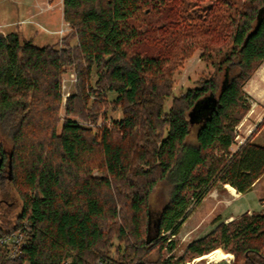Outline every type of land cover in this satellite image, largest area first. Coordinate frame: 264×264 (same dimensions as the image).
<instances>
[{
  "label": "trees",
  "instance_id": "obj_1",
  "mask_svg": "<svg viewBox=\"0 0 264 264\" xmlns=\"http://www.w3.org/2000/svg\"><path fill=\"white\" fill-rule=\"evenodd\" d=\"M159 1L63 0L64 20L78 39L63 52L0 34V190L6 179L22 201L12 229L27 219L33 231L17 264H113L107 235L120 217L123 259L138 255L123 264H147L155 247L175 251L174 240L166 245L162 235L176 236L213 188L230 186L244 195L264 176V146L252 135L231 152L236 127L250 107L244 85L264 62V0H257L260 5L251 7L236 27L233 48L219 67L221 85L216 76L204 80L175 97L168 112L172 69H165L159 55L128 51L139 44L140 35L131 22ZM192 29L189 35L214 33L200 24ZM76 62L88 80L97 67V90L81 79V95L68 100L67 114L77 115L75 109L89 103V92L96 98L91 114H98L102 101L115 92L124 109V117L115 121L122 134L117 141L104 130L99 143L70 118L58 133L60 73ZM94 170L101 176H92ZM159 181L173 190L155 216L150 201ZM126 210L131 213L122 215ZM220 246L234 254L233 264H264V214L220 224L191 243L180 259L156 264H181Z\"/></svg>",
  "mask_w": 264,
  "mask_h": 264
},
{
  "label": "rangeland",
  "instance_id": "obj_2",
  "mask_svg": "<svg viewBox=\"0 0 264 264\" xmlns=\"http://www.w3.org/2000/svg\"><path fill=\"white\" fill-rule=\"evenodd\" d=\"M260 3L257 0H160L156 6L150 8L148 14H140L131 22L140 35L139 44L131 46L129 53H139L143 56L159 55L167 63L165 69L171 68L173 71L172 93L164 106L166 112L171 108L175 97L182 95L188 89L199 87L204 80L216 76L220 78L221 85L223 72H219V67L223 66V60L233 48L232 41L236 27L244 20L246 12L250 13L251 7L259 6ZM29 6L30 10L26 11ZM0 19L4 25L0 27V34L5 37L16 34L21 44L31 42L39 48L51 46L58 52L78 44V39L73 37V29L64 20L63 0H32L28 5L24 0H0ZM196 24L211 28L214 32L213 36L189 35L193 30L192 26ZM169 47L171 49H168ZM78 64L76 62L65 65L60 73L61 100L56 112L58 133L62 132L64 121L70 118L90 131L99 143L104 130H108L112 140L117 141L122 134L115 126V121L124 117V109L116 102L118 95L115 92L107 95L106 102L102 101L98 114H91L90 110L96 100L93 92H89L90 100L87 105L81 103L75 109L77 115L67 114L68 100L74 95H81L84 86L81 79L85 81V85L88 86L89 82L91 87L97 90L99 71L97 67L94 66L88 80V77H85L86 73L83 72L84 69ZM252 74L243 88L250 107L236 127L237 134L231 152H236L251 135L255 143L264 146V62L258 65ZM87 86L85 91L88 90ZM80 112H84L85 115H79ZM96 158L98 161L101 157L96 156ZM5 175L8 176L7 173ZM92 176H101L99 170H94ZM4 181L2 183V188L3 184L5 185L4 189L0 190V230L2 231L14 227L17 217L23 210L17 192L8 182L6 183V179ZM171 190H173L172 186L166 181L158 182L150 201L154 215H158L170 201ZM199 204L182 222L176 236H171L170 232L162 235L166 245L170 240H174L175 251L169 253L167 250L161 251L155 247L145 259L147 264H156L169 257L175 262L185 255L191 243L209 235L220 224L239 221L243 215L264 214V176L255 184L251 192L244 194L240 199L239 196H233L227 186L218 185ZM120 209L121 207L119 212L122 211ZM129 213L131 212L126 210L122 215L127 216ZM121 221V217L118 218V224L114 229H110V234L107 235L112 238L113 248L109 249L108 257L113 264L132 262L134 257L138 256L133 254L127 261L123 259L125 243L121 242L119 239L121 237L117 235L118 226L123 222ZM118 247H121L120 253ZM217 249L221 251L212 253H217L223 261L210 264L234 263V254L225 251L222 246ZM193 259L195 258H187L185 262ZM201 264H206V261L203 260Z\"/></svg>",
  "mask_w": 264,
  "mask_h": 264
},
{
  "label": "built area",
  "instance_id": "obj_3",
  "mask_svg": "<svg viewBox=\"0 0 264 264\" xmlns=\"http://www.w3.org/2000/svg\"><path fill=\"white\" fill-rule=\"evenodd\" d=\"M12 228L5 231L0 230V264H17L31 244L33 231L29 220H23L15 229ZM201 258H195L183 264H201L205 260ZM205 261L206 264L212 263ZM64 264H72V261L68 260Z\"/></svg>",
  "mask_w": 264,
  "mask_h": 264
},
{
  "label": "bare ground",
  "instance_id": "obj_4",
  "mask_svg": "<svg viewBox=\"0 0 264 264\" xmlns=\"http://www.w3.org/2000/svg\"><path fill=\"white\" fill-rule=\"evenodd\" d=\"M229 190H230L231 192H233V193L236 192L235 189L232 188V187H229ZM202 259L208 260L209 262H215V261L217 262V261L221 260L220 257H219L218 255L213 254V253H210V254H208V255L203 256V257L201 258V260H202ZM226 259H227V258H226Z\"/></svg>",
  "mask_w": 264,
  "mask_h": 264
},
{
  "label": "crops",
  "instance_id": "obj_5",
  "mask_svg": "<svg viewBox=\"0 0 264 264\" xmlns=\"http://www.w3.org/2000/svg\"><path fill=\"white\" fill-rule=\"evenodd\" d=\"M25 2H26V5H28L29 3L31 4V2H32V0H24ZM30 10V6H29V8H27L26 9V11H29ZM21 21H23V20H21ZM7 25V24H6ZM0 26H4L3 25V23H2V21H1V19H0ZM8 26V25H7ZM254 140V139H253ZM230 186H227V188H229ZM254 189V188H253ZM236 191V190H235ZM231 192V191H230ZM231 194L233 195V196H235V197H238L239 196V199L240 198H242L243 197V195L242 194H238L237 193V191L235 192V193H233V192H231ZM237 201V200H236ZM235 201V202H236ZM263 208H264V205H263ZM238 209V208H237ZM237 209H234L235 211H238ZM223 260H221L220 262H222ZM216 262V261H215ZM215 262H212V263H215ZM216 263H218V262H216Z\"/></svg>",
  "mask_w": 264,
  "mask_h": 264
},
{
  "label": "water",
  "instance_id": "obj_6",
  "mask_svg": "<svg viewBox=\"0 0 264 264\" xmlns=\"http://www.w3.org/2000/svg\"><path fill=\"white\" fill-rule=\"evenodd\" d=\"M211 100H213V101H214V99H213V98H210V99H209V101H211ZM205 107H206V108H208L209 106H208V105H206ZM11 174H12V163H11V161H10V175H11ZM11 178H12V177L10 176V177H9V179L11 180Z\"/></svg>",
  "mask_w": 264,
  "mask_h": 264
}]
</instances>
